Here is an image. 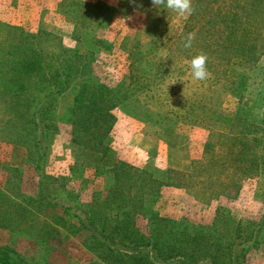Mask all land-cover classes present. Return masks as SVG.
I'll list each match as a JSON object with an SVG mask.
<instances>
[{
	"label": "rangeland",
	"instance_id": "374dc122",
	"mask_svg": "<svg viewBox=\"0 0 264 264\" xmlns=\"http://www.w3.org/2000/svg\"><path fill=\"white\" fill-rule=\"evenodd\" d=\"M82 1L112 10L102 11L103 21L89 27L79 24L77 30L76 23L91 10ZM209 1L193 0V6L198 2L202 10ZM136 3L142 7L136 8L130 0H0V119L12 117L5 108L11 98L28 97L33 112L53 86L51 74L56 68L51 58L62 48L78 50L89 57L91 70L84 78L94 77L126 99L118 97L113 108L106 156L84 151L82 138L74 134L71 123L56 119L45 166L48 175L64 178V188L88 208L98 193L106 192L113 173L149 166L168 170L176 185L159 187L153 197L154 208L162 216L203 225L219 219L222 230L233 225L230 221L255 226L264 214L260 122L264 110L260 107L264 104V17H257L259 24L241 21V28L247 25L263 34L252 53L242 56L222 49L230 40L221 21V16L230 13L228 6L218 12L216 1H212L213 10L201 11L206 25L199 28L190 18L184 20L166 10L157 12L146 0ZM243 30L237 34L238 42L244 37ZM192 31L196 39L192 49L185 50L182 37ZM111 43L109 49L102 47ZM135 49L144 54L150 51L141 61L145 72L133 67L139 62L133 57ZM201 52L208 57L210 77L194 81L189 63ZM31 60L35 64L26 66ZM65 95L59 93L47 104L61 112L70 101ZM25 107H18L16 114ZM14 137L9 131L0 133V217L10 212L12 219L0 220V253L19 264L100 263L87 246L89 232L85 229L73 232L57 225L58 237L39 244L36 233L63 214L59 207L49 208L45 212L49 217L35 212L41 221L35 219L30 230L23 210L29 205L28 198L37 195L38 173L28 160L26 145ZM134 177L131 182L142 181ZM7 197L12 203L8 211L3 201ZM136 227L147 232L141 215ZM247 264H264V227Z\"/></svg>",
	"mask_w": 264,
	"mask_h": 264
},
{
	"label": "trees",
	"instance_id": "16d2710c",
	"mask_svg": "<svg viewBox=\"0 0 264 264\" xmlns=\"http://www.w3.org/2000/svg\"><path fill=\"white\" fill-rule=\"evenodd\" d=\"M146 1L152 3L151 0ZM212 1L214 0L207 2V5L204 4L203 12L213 10ZM215 1L218 12L226 6L230 8V13L221 16L230 39L222 44V49L248 56L263 34L260 35L259 29H256V32L255 29H248L247 25L241 28V21L259 24L261 20L257 17H264V0ZM81 3L90 6L91 10L88 9L89 13L81 16L76 23L77 30L79 24L89 27L96 21H103L102 11L112 10L99 3L84 1ZM194 6L198 7L190 19L195 21L199 28H203L206 25L200 17L203 9L200 10L198 2ZM261 24L263 27L264 24ZM241 30L245 31L244 37L238 42L236 38ZM252 33L255 37L251 36ZM232 38L234 39L231 40ZM77 39L83 41L81 36ZM96 43L103 42L96 39ZM112 45L113 43L102 47L109 49ZM133 53L135 60L139 61L133 67H137L138 72H145L141 61L145 59L146 54L139 49H135ZM38 61L42 63L41 60ZM51 62L56 68L54 74H51L53 86L50 93L38 102L36 109L31 111L33 102L28 97L24 100L11 98L5 108L7 114L12 112V117L0 119L3 120L0 123V133L6 131L14 133L15 141H21L26 145L29 151L28 160L35 165L38 173L37 195L28 198L29 205L23 210L30 230L34 228L35 219L41 221L36 218L35 212L49 217L45 213L49 208L59 207L62 210L61 217L52 218L53 224L42 226L36 233L39 244H46L48 240L58 237L56 236L58 226H62L73 232L81 229L89 232L87 246L100 261L91 264H247V256L259 242L262 234L264 214L262 222L255 226L253 223L235 224L234 221H230L229 223L233 224L230 226L232 229L224 230L218 225L221 222L219 219L203 225L193 224L187 219L175 220L162 216L154 208L153 197L159 187L172 183L176 185L171 180L168 170L160 171L149 166L135 172L113 173L114 180L110 182L106 192L98 193L88 208L76 200L74 193L64 188V178L58 179L46 173L45 166L49 159L51 144L49 141L51 135L56 132L57 124L54 122L56 119L71 123L74 134L82 138L81 146L84 151L106 156L109 150L108 134L115 118L113 108L118 105V97H124L123 101L126 99V96L119 94L118 91L114 93L113 90H108L94 77L84 78L91 70L89 57L78 50L62 48L51 58ZM34 64L35 62L31 60L26 66L32 67ZM132 71L134 72L133 68ZM70 89L74 91L67 94ZM59 93H65L66 99L70 97L69 103L61 108V112L47 104V101H52ZM263 106L264 104L260 107ZM18 107L26 109L16 114ZM260 122L264 140V110ZM27 134L30 135L28 138L25 137ZM134 176L141 177L142 181L131 182ZM8 198H3L8 205L6 211L12 204ZM5 214L0 220L7 218L11 221L10 212ZM138 215L145 219L146 233L140 232L136 227ZM0 264L19 263L2 252Z\"/></svg>",
	"mask_w": 264,
	"mask_h": 264
},
{
	"label": "clouds",
	"instance_id": "9594fccd",
	"mask_svg": "<svg viewBox=\"0 0 264 264\" xmlns=\"http://www.w3.org/2000/svg\"><path fill=\"white\" fill-rule=\"evenodd\" d=\"M130 3L136 6V8L142 7L138 5L136 0H130ZM152 6L157 12L166 10L167 12L175 14V16L189 19L195 12L193 6V0H152ZM171 34V31L169 35ZM196 39V32H188L182 37V47L185 50H190L193 47ZM208 57L204 53H199L191 57L189 68L192 79L194 81H204L210 77V72L207 69ZM175 83V82H174Z\"/></svg>",
	"mask_w": 264,
	"mask_h": 264
}]
</instances>
